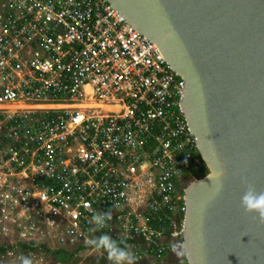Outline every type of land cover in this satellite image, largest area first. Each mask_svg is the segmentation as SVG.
<instances>
[{"label": "built area", "instance_id": "2783aa9c", "mask_svg": "<svg viewBox=\"0 0 264 264\" xmlns=\"http://www.w3.org/2000/svg\"><path fill=\"white\" fill-rule=\"evenodd\" d=\"M185 89L106 0H0V264H90L102 234L162 262L204 168Z\"/></svg>", "mask_w": 264, "mask_h": 264}, {"label": "water", "instance_id": "95a60500", "mask_svg": "<svg viewBox=\"0 0 264 264\" xmlns=\"http://www.w3.org/2000/svg\"><path fill=\"white\" fill-rule=\"evenodd\" d=\"M186 82L182 107L209 174L185 190L189 264H264V0H106ZM224 170L217 194L208 185Z\"/></svg>", "mask_w": 264, "mask_h": 264}, {"label": "clouds", "instance_id": "9594fccd", "mask_svg": "<svg viewBox=\"0 0 264 264\" xmlns=\"http://www.w3.org/2000/svg\"><path fill=\"white\" fill-rule=\"evenodd\" d=\"M225 173L222 168L216 170L215 178L211 179L209 188L215 193H219L223 187V177ZM245 193L241 198L243 208L248 213H256L261 221H264V192H259L255 185L244 181ZM96 230H102L106 226V222L111 219L110 213H99L92 217ZM88 245L98 251H103L107 254V259L110 264H137V255L130 251L127 247L122 246L116 240L112 239L107 234H102L87 242ZM21 264H32V261L27 257L21 258Z\"/></svg>", "mask_w": 264, "mask_h": 264}, {"label": "trees", "instance_id": "16d2710c", "mask_svg": "<svg viewBox=\"0 0 264 264\" xmlns=\"http://www.w3.org/2000/svg\"><path fill=\"white\" fill-rule=\"evenodd\" d=\"M198 157L201 158L200 153L198 154ZM203 169L205 170V164H204ZM206 169H207V167H206ZM208 174H209L208 169L203 171L202 173H199V171L197 172V171H193V170L190 172L186 171V176L191 177L192 179H200V178L207 176ZM73 256H74V252L68 253V252L61 250V251H58L54 254V260L58 261L62 264H70L73 260ZM88 263H90V264H110V262L107 259V256L105 254L89 258ZM182 263L189 264L185 257L182 259L181 264ZM141 264H143V263H141Z\"/></svg>", "mask_w": 264, "mask_h": 264}, {"label": "rangeland", "instance_id": "374dc122", "mask_svg": "<svg viewBox=\"0 0 264 264\" xmlns=\"http://www.w3.org/2000/svg\"><path fill=\"white\" fill-rule=\"evenodd\" d=\"M205 170H207L206 165H205ZM205 170L203 169V170L199 171V173H202ZM194 180H196V179H194ZM181 241L175 242L174 250L170 253V255L165 257L162 262H160V261L159 262H145L143 264H181V262H182V261H180L182 259V253H181V251H182L181 250L182 249L181 243L182 242ZM137 264H141V262H137ZM182 264H184V263H182Z\"/></svg>", "mask_w": 264, "mask_h": 264}, {"label": "flooded vegetation", "instance_id": "af4514ba", "mask_svg": "<svg viewBox=\"0 0 264 264\" xmlns=\"http://www.w3.org/2000/svg\"><path fill=\"white\" fill-rule=\"evenodd\" d=\"M194 179H192L191 177H187V176H185L183 179H182V182L180 183V185H179V189H181V190H186V187L191 183V181H193ZM182 242V241H181ZM182 244V243H181ZM182 248V247H181ZM173 250H174V248H173ZM172 250V251H173ZM182 250V249H181ZM171 251V252H172ZM171 252H169L168 254H167V256L168 255H170V253ZM181 253H182V259L185 257L184 256V254H183V250L181 251ZM166 256V257H167ZM182 259L180 260V261H182Z\"/></svg>", "mask_w": 264, "mask_h": 264}]
</instances>
